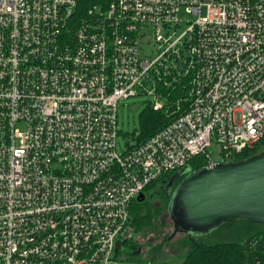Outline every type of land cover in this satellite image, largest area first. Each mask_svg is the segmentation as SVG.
I'll list each match as a JSON object with an SVG mask.
<instances>
[{
    "label": "built area",
    "instance_id": "1",
    "mask_svg": "<svg viewBox=\"0 0 264 264\" xmlns=\"http://www.w3.org/2000/svg\"><path fill=\"white\" fill-rule=\"evenodd\" d=\"M141 95L167 121L118 152ZM212 143L264 149V0H0V264H111L131 203Z\"/></svg>",
    "mask_w": 264,
    "mask_h": 264
},
{
    "label": "trees",
    "instance_id": "2",
    "mask_svg": "<svg viewBox=\"0 0 264 264\" xmlns=\"http://www.w3.org/2000/svg\"><path fill=\"white\" fill-rule=\"evenodd\" d=\"M167 121L163 113L154 112L146 108L139 116L138 141H143L155 134ZM259 147L243 151L232 158V162L243 160L259 152ZM206 166L201 156L193 157L186 168L188 171L173 179L175 187L187 174L194 173ZM178 171L162 175L157 180L148 184L143 190V199L133 202L129 209L131 229L135 233L147 232L152 236L154 246L151 249L152 259H155L160 248L172 249L176 245L179 264H264V224L236 219L225 222L204 236H187L179 234L181 238L173 244L172 239L178 235L171 232L160 233L165 226V215L171 200V190L167 187L170 178ZM168 216V214H167ZM169 218V217H168ZM232 235L235 241L219 239L220 236ZM245 238V243L240 240ZM231 242V243H230ZM125 258L138 261V254L130 252L139 248V243L127 238L123 241ZM181 251H185L184 254Z\"/></svg>",
    "mask_w": 264,
    "mask_h": 264
},
{
    "label": "water",
    "instance_id": "3",
    "mask_svg": "<svg viewBox=\"0 0 264 264\" xmlns=\"http://www.w3.org/2000/svg\"><path fill=\"white\" fill-rule=\"evenodd\" d=\"M187 171L185 166L175 173L167 187L171 190L173 179ZM142 199L140 194L137 200ZM167 214L172 235L204 236L236 219L264 224V149L237 162H218L187 174L173 189ZM114 249H121L120 240Z\"/></svg>",
    "mask_w": 264,
    "mask_h": 264
},
{
    "label": "rangeland",
    "instance_id": "4",
    "mask_svg": "<svg viewBox=\"0 0 264 264\" xmlns=\"http://www.w3.org/2000/svg\"><path fill=\"white\" fill-rule=\"evenodd\" d=\"M150 100L147 96H134L129 97L127 99L119 100L117 103V128H118V136H117V151L120 152L124 150L126 144L132 143V137L138 136L139 134V116L147 108L146 101ZM207 150L211 152L212 159L215 163L221 162L222 157L220 155V147L217 143H212L207 147ZM173 228L178 231L177 226H173ZM172 226L170 224V220L165 215V226L160 229V233L163 232H171ZM130 239L132 241H137L139 243V248L141 254L138 255L139 260L133 261L125 258L123 254V250L120 249L114 256L111 264H179L180 260L176 253V245H172V249L160 248L157 252L155 259H152L151 249L154 246L152 236L147 232H139L135 233L133 229L129 230ZM207 235V234H206ZM181 236L179 233L176 237L172 239L173 244L176 243ZM221 240L225 241H235L232 235H223L220 236ZM245 238L240 240V244L243 245L245 243ZM231 243V242H230ZM123 245V244H122ZM183 251H181L182 253ZM185 252V251H184ZM183 252V254H184Z\"/></svg>",
    "mask_w": 264,
    "mask_h": 264
},
{
    "label": "flooded vegetation",
    "instance_id": "5",
    "mask_svg": "<svg viewBox=\"0 0 264 264\" xmlns=\"http://www.w3.org/2000/svg\"><path fill=\"white\" fill-rule=\"evenodd\" d=\"M175 187H176V186H175ZM175 187H172V190H173ZM170 224H171V226H172V222H171V220H170ZM188 237H189V236H188ZM121 249L125 252V249H126V248H125L124 245H122V246H121ZM141 251H142V250H139L138 252H137V250H136V251H131V250H130V252L136 253V254H138V255L141 254Z\"/></svg>",
    "mask_w": 264,
    "mask_h": 264
},
{
    "label": "bare ground",
    "instance_id": "6",
    "mask_svg": "<svg viewBox=\"0 0 264 264\" xmlns=\"http://www.w3.org/2000/svg\"><path fill=\"white\" fill-rule=\"evenodd\" d=\"M186 165H187V164H186ZM186 165H185V166H186ZM185 166H183L182 168H184ZM182 168H180L179 170H181ZM176 171H178V170H176ZM140 194L143 196L142 192H141ZM140 194H139V195H140ZM139 195H138V196H139ZM138 196H137V198H138ZM137 198L134 200V202H135V201H137V202H140V201H141V200H137ZM132 203H133V202H132ZM129 209H130V208H129ZM129 221H130V220H129ZM124 240H125V239H124ZM124 240H123V241H124ZM123 241L121 242V246H122V244H123Z\"/></svg>",
    "mask_w": 264,
    "mask_h": 264
}]
</instances>
